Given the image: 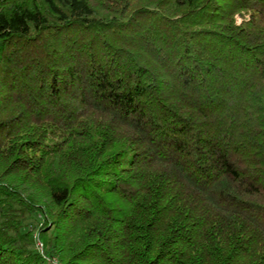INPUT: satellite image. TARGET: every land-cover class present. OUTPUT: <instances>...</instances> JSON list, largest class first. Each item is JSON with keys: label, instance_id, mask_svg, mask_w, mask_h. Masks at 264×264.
Returning a JSON list of instances; mask_svg holds the SVG:
<instances>
[{"label": "trees", "instance_id": "1", "mask_svg": "<svg viewBox=\"0 0 264 264\" xmlns=\"http://www.w3.org/2000/svg\"><path fill=\"white\" fill-rule=\"evenodd\" d=\"M0 264H264V0H0Z\"/></svg>", "mask_w": 264, "mask_h": 264}, {"label": "rangeland", "instance_id": "2", "mask_svg": "<svg viewBox=\"0 0 264 264\" xmlns=\"http://www.w3.org/2000/svg\"><path fill=\"white\" fill-rule=\"evenodd\" d=\"M31 229L33 230L32 227H30V230H31ZM33 236H34V239L36 240V245H35V246H37V243L39 242V243L41 244V249H40V250H41V252H42V249H43L42 247H43V246H42V243L38 240V233H37V231H34ZM36 249H37V247H36ZM37 250H38V249H37ZM38 251H39V250H38Z\"/></svg>", "mask_w": 264, "mask_h": 264}, {"label": "built area", "instance_id": "3", "mask_svg": "<svg viewBox=\"0 0 264 264\" xmlns=\"http://www.w3.org/2000/svg\"><path fill=\"white\" fill-rule=\"evenodd\" d=\"M36 247L41 252V250H40L41 249V244L39 242L37 243V246Z\"/></svg>", "mask_w": 264, "mask_h": 264}]
</instances>
